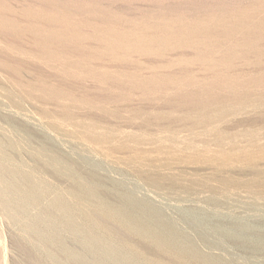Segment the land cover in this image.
Instances as JSON below:
<instances>
[{"label": "rangeland", "instance_id": "1", "mask_svg": "<svg viewBox=\"0 0 264 264\" xmlns=\"http://www.w3.org/2000/svg\"><path fill=\"white\" fill-rule=\"evenodd\" d=\"M252 1L45 0L50 27L71 33L59 47L51 41L64 60L49 67L51 88L64 96L51 98L48 121L49 152L61 162L48 174L64 190L63 264H264V82L206 87L210 98L196 103V84L145 90L101 80L102 71H170L207 81L214 71L188 48L105 52L94 35L103 10L119 29L120 14L201 15ZM244 50L215 70L264 76V40Z\"/></svg>", "mask_w": 264, "mask_h": 264}, {"label": "bare ground", "instance_id": "2", "mask_svg": "<svg viewBox=\"0 0 264 264\" xmlns=\"http://www.w3.org/2000/svg\"><path fill=\"white\" fill-rule=\"evenodd\" d=\"M112 19L103 10L94 34L103 51L188 48L190 58L214 72L203 81L190 72H151L137 78L132 73L113 76L102 71L97 73L101 80L112 77L145 90L196 84L202 91L191 96L196 103L210 98L206 87L264 82V76L238 79L215 70L245 53L249 43L264 40V0L201 15L185 10H161L152 19L120 14L115 17L124 24L119 29L112 27ZM69 35V31L50 27L45 0H0V264H63L64 190L48 174L54 161L61 172V162L49 152L48 121L51 98L58 101L64 96L51 88L49 67L64 60L57 47ZM51 41L56 48H51ZM180 61L181 56L166 65ZM72 66L82 69L77 63ZM184 97L190 102V92ZM149 238L163 246L157 236Z\"/></svg>", "mask_w": 264, "mask_h": 264}]
</instances>
